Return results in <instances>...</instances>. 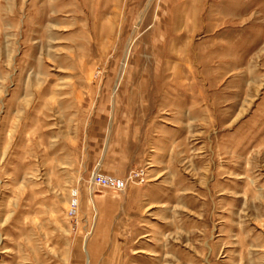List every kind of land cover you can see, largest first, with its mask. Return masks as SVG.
<instances>
[{"label":"rangeland","instance_id":"374dc122","mask_svg":"<svg viewBox=\"0 0 264 264\" xmlns=\"http://www.w3.org/2000/svg\"><path fill=\"white\" fill-rule=\"evenodd\" d=\"M0 264H264V0H0Z\"/></svg>","mask_w":264,"mask_h":264},{"label":"built area","instance_id":"2783aa9c","mask_svg":"<svg viewBox=\"0 0 264 264\" xmlns=\"http://www.w3.org/2000/svg\"><path fill=\"white\" fill-rule=\"evenodd\" d=\"M95 180L99 183V184H103V185H116V181L113 179H107L105 177L102 176H98L95 178Z\"/></svg>","mask_w":264,"mask_h":264}]
</instances>
